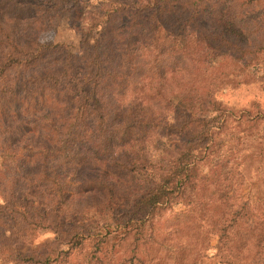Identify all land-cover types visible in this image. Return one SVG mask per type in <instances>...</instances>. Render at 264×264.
<instances>
[{"label": "trees", "instance_id": "trees-1", "mask_svg": "<svg viewBox=\"0 0 264 264\" xmlns=\"http://www.w3.org/2000/svg\"><path fill=\"white\" fill-rule=\"evenodd\" d=\"M88 2L0 0V264H264V0Z\"/></svg>", "mask_w": 264, "mask_h": 264}, {"label": "rangeland", "instance_id": "rangeland-1", "mask_svg": "<svg viewBox=\"0 0 264 264\" xmlns=\"http://www.w3.org/2000/svg\"><path fill=\"white\" fill-rule=\"evenodd\" d=\"M32 2H41L42 0H31ZM101 0H90L88 5H96ZM89 9V8H88ZM34 11V9H33ZM255 13H264V6L258 10H254ZM39 39L44 42H64L69 45L76 46L79 41V35L75 32L69 31L65 22L57 28H51L49 30H43L40 33ZM262 83V84H261ZM264 81L258 79L257 81L233 89L223 90L219 97L227 104L235 105L236 107H248L251 104L259 103L261 107H264ZM264 174V173H263ZM253 178V177H252ZM250 195L252 197L259 192L264 191V175L257 176L250 180L249 184ZM52 239L50 233H39L36 239L38 242H47ZM211 245H215L213 241ZM214 249L209 250L208 257L203 259L202 264H220L213 256Z\"/></svg>", "mask_w": 264, "mask_h": 264}]
</instances>
